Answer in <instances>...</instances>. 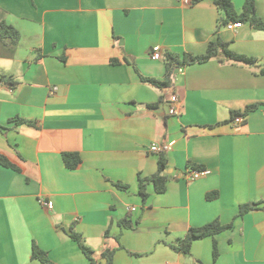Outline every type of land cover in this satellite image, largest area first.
Instances as JSON below:
<instances>
[{"label":"crops","instance_id":"1","mask_svg":"<svg viewBox=\"0 0 264 264\" xmlns=\"http://www.w3.org/2000/svg\"><path fill=\"white\" fill-rule=\"evenodd\" d=\"M189 1L0 0V23L20 33L17 46L0 40V75L11 79L0 83V155L17 169L0 164V264H42L34 245L54 264H91L71 229L99 264L107 249L114 264H264V31L228 30L215 0ZM230 1L243 11L246 0ZM256 13L264 20V0ZM218 38L256 65L177 68L166 88L142 79L163 81L168 55H202ZM174 95L179 116L169 115ZM169 143L167 190L150 185L144 201L139 177L159 169L150 148ZM66 153L80 155L76 170ZM190 164L210 174L192 181ZM215 221L233 227L191 255L168 245Z\"/></svg>","mask_w":264,"mask_h":264},{"label":"trees","instance_id":"2","mask_svg":"<svg viewBox=\"0 0 264 264\" xmlns=\"http://www.w3.org/2000/svg\"><path fill=\"white\" fill-rule=\"evenodd\" d=\"M200 0H195L198 2ZM256 1L257 0H246L243 11L241 13H237L234 8L232 2L230 0H215V5L219 10L225 13L227 18L223 20L222 25L226 26L230 22H240L242 24H250L254 29L263 30L264 31V20L258 17L256 13ZM0 40L4 43L8 41L12 44V46H17L20 42V33L14 28L12 25L7 24L6 22L0 23ZM169 63L167 64V75L163 81L154 79V78H142L144 81L149 82L150 84L166 88L171 86L172 80L171 77L174 74V71L177 68L191 66L195 64H204L214 59H225L226 61H230L233 63H242L246 65H256L257 61L254 58L247 57L241 54H238L232 51L229 48V45L222 41V39L218 38L216 41L210 42L208 45L207 51L202 55H191L186 54L182 58L178 55H168ZM7 82L10 83L11 79L0 75V83ZM153 106H157L153 105ZM259 105H252L246 108L244 115L249 114L250 112L255 111ZM242 116L241 113H234V117ZM20 123H28L22 119H17ZM28 124H32L29 122ZM82 160L78 153H66L64 154V163L66 167L70 170H76ZM0 164L17 170L15 166L9 161V159L0 155ZM193 167L192 170L202 169L200 166L191 165ZM168 168V160L167 158L161 154L159 158V169L157 173L150 177H139V194L144 201H147L149 197L148 187L152 185L154 190L158 194H162L167 190V183L170 179L169 175L166 174ZM117 187H122L120 184H116ZM211 199V197H208ZM213 199V198H212ZM264 204V202H263ZM261 206V204H253V205H244L241 207V211L239 216H244L249 211L256 210ZM264 208V207H263ZM123 228H132L133 224L130 221H123L121 223ZM233 227V223L228 225H222L219 221H215L209 223L203 227L199 228H191L184 237L177 239L176 241L169 243L168 245L176 252L182 253L186 256L191 255L192 246L195 241L202 240L208 237H215L216 235L229 230ZM70 238L75 241L85 256L88 258L91 264H99L94 257V251L85 243L83 236L77 233L74 229H71ZM122 248V246H120ZM114 254L115 250L107 249L102 254V258L106 260V264H114ZM138 255V254H132ZM218 250L217 244L214 245V261L218 259ZM32 258L35 260H39L42 264H54L48 257L47 253L40 249L38 246L34 245L33 247V255Z\"/></svg>","mask_w":264,"mask_h":264},{"label":"built area","instance_id":"3","mask_svg":"<svg viewBox=\"0 0 264 264\" xmlns=\"http://www.w3.org/2000/svg\"><path fill=\"white\" fill-rule=\"evenodd\" d=\"M182 2L186 5L190 4V1L189 0H182ZM242 23L240 22H230L228 23L225 27L228 29V30H236V29H239L242 27ZM160 47H156L154 48V53H153V59L155 60H159L160 57H161V51H160ZM181 108H182V102L181 100L176 96L174 95L172 98H171V103H170V108H169V115L170 116H179L180 115V112H181ZM244 119L243 117H236L235 118V122L237 124H240V123H243ZM171 146H172V143H169V144H163V145H152V147L150 148L151 152L152 153H155V154H158V155H161V154H165L167 153L168 151L171 150ZM210 174V171L208 169H197V170H190L188 172V177L192 180V181H196L200 178H203V177H206ZM42 204L49 208V209H52L53 208V203L51 201H45V200H42L41 201ZM132 211H135V209L133 208Z\"/></svg>","mask_w":264,"mask_h":264}]
</instances>
